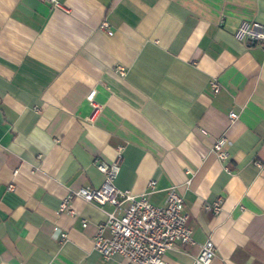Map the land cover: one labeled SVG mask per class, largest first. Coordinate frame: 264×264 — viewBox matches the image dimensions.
I'll use <instances>...</instances> for the list:
<instances>
[{
    "label": "crops",
    "instance_id": "0c3cea01",
    "mask_svg": "<svg viewBox=\"0 0 264 264\" xmlns=\"http://www.w3.org/2000/svg\"><path fill=\"white\" fill-rule=\"evenodd\" d=\"M61 1L0 0V264H130L94 247L114 207L74 194L103 185L97 164L119 148L120 189L155 206L183 194L195 243L167 264L209 239L212 264H264V50L240 31L264 24V0ZM71 194L75 215L60 210Z\"/></svg>",
    "mask_w": 264,
    "mask_h": 264
},
{
    "label": "built area",
    "instance_id": "2783aa9c",
    "mask_svg": "<svg viewBox=\"0 0 264 264\" xmlns=\"http://www.w3.org/2000/svg\"><path fill=\"white\" fill-rule=\"evenodd\" d=\"M50 3L53 8L67 10L61 0H41ZM101 28L107 32L109 24L103 22ZM242 38L258 42L264 50V24L254 21L245 28L241 27ZM119 74L124 77L126 68L118 66ZM211 88L214 93H219L221 84L218 80L211 81ZM95 91L89 95L95 114L101 109L94 100ZM231 120H236L239 115L232 111ZM207 133L206 130H202ZM119 148V155L116 161L108 163L101 161L97 168L105 175V181L100 187H82L74 194L87 202L100 206L111 204L114 207L112 212L107 214V219L98 225V232L94 238V247L107 259L114 255H120L127 259L130 264H167L164 256L168 251L180 250L182 247L194 244L192 230L187 224L188 215L185 212L183 194L178 186L168 189L165 205L155 206L149 202L146 194L140 197L135 196L129 190L120 189L115 181L120 171L122 151ZM212 151L220 161H226L229 156V139L221 135L215 139ZM254 165L264 174V162L255 160ZM230 172L228 167H225ZM14 186L10 185L12 189ZM156 181L149 183V190H154ZM73 194L63 199L60 205L62 212L75 215L76 212L69 205ZM223 199L219 198L206 209L219 214L222 210ZM87 226V222H84ZM217 253L215 243L209 239L201 248L199 255L193 264H212Z\"/></svg>",
    "mask_w": 264,
    "mask_h": 264
}]
</instances>
